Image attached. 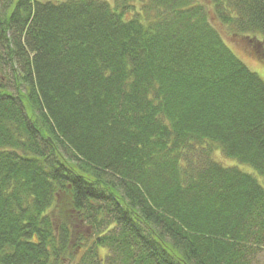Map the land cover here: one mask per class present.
I'll list each match as a JSON object with an SVG mask.
<instances>
[{
	"label": "trees",
	"instance_id": "trees-1",
	"mask_svg": "<svg viewBox=\"0 0 264 264\" xmlns=\"http://www.w3.org/2000/svg\"><path fill=\"white\" fill-rule=\"evenodd\" d=\"M131 1L0 0V264H259L264 0Z\"/></svg>",
	"mask_w": 264,
	"mask_h": 264
},
{
	"label": "rangeland",
	"instance_id": "rangeland-1",
	"mask_svg": "<svg viewBox=\"0 0 264 264\" xmlns=\"http://www.w3.org/2000/svg\"><path fill=\"white\" fill-rule=\"evenodd\" d=\"M48 1V0H41ZM57 1V0H51ZM61 1V0H60ZM107 1L111 6L115 7L117 0H103ZM132 4L135 5L136 11H130L128 18H133L136 14H142L143 12V2L140 0H132ZM212 16V15H211ZM213 25L220 31L226 43L233 50V52L248 66L250 70L257 73L264 80V61L258 59L249 49L248 44L242 39H239L231 34V32L222 24H220L216 18H211ZM213 158L215 161L221 163L225 167H238L246 173L254 175L260 184L264 187V178L260 176L252 167L246 164H242L237 160L226 157L220 147H216L213 153ZM259 264H264V250L260 253L258 257Z\"/></svg>",
	"mask_w": 264,
	"mask_h": 264
}]
</instances>
